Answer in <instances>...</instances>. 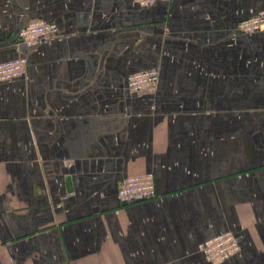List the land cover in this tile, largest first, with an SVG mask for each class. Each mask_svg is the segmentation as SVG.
Listing matches in <instances>:
<instances>
[{
  "label": "crops",
  "instance_id": "1",
  "mask_svg": "<svg viewBox=\"0 0 264 264\" xmlns=\"http://www.w3.org/2000/svg\"><path fill=\"white\" fill-rule=\"evenodd\" d=\"M264 0H0V264H264ZM60 33L35 48L19 31ZM159 69L152 90L128 77ZM157 195L121 204L120 181ZM70 181V185L68 183Z\"/></svg>",
  "mask_w": 264,
  "mask_h": 264
},
{
  "label": "built area",
  "instance_id": "2",
  "mask_svg": "<svg viewBox=\"0 0 264 264\" xmlns=\"http://www.w3.org/2000/svg\"><path fill=\"white\" fill-rule=\"evenodd\" d=\"M143 7L150 6L159 0H136ZM238 30L251 34L264 31V10L242 20ZM60 33L56 23L39 18L19 31V42L28 48H35L42 42ZM27 72V59L16 58L0 63V83L21 78ZM159 69H149L128 77L127 87L131 92L154 89L159 82ZM157 185L153 173L127 176L119 183L118 199L121 204H131L156 197ZM200 252L213 264H219L241 250L239 237L232 231L222 232L204 240L198 245Z\"/></svg>",
  "mask_w": 264,
  "mask_h": 264
},
{
  "label": "water",
  "instance_id": "3",
  "mask_svg": "<svg viewBox=\"0 0 264 264\" xmlns=\"http://www.w3.org/2000/svg\"><path fill=\"white\" fill-rule=\"evenodd\" d=\"M69 185H70V181H68Z\"/></svg>",
  "mask_w": 264,
  "mask_h": 264
}]
</instances>
